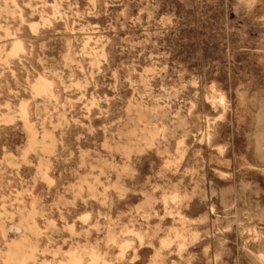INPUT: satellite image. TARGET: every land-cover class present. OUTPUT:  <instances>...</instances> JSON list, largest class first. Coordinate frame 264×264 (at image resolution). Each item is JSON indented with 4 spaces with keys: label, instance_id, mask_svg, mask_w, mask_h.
Returning <instances> with one entry per match:
<instances>
[{
    "label": "clouds",
    "instance_id": "1",
    "mask_svg": "<svg viewBox=\"0 0 264 264\" xmlns=\"http://www.w3.org/2000/svg\"><path fill=\"white\" fill-rule=\"evenodd\" d=\"M0 264H264V0H0Z\"/></svg>",
    "mask_w": 264,
    "mask_h": 264
}]
</instances>
